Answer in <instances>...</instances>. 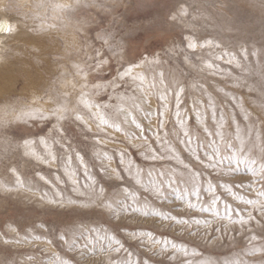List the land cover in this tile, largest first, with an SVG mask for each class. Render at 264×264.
<instances>
[{"label":"rangeland","instance_id":"1","mask_svg":"<svg viewBox=\"0 0 264 264\" xmlns=\"http://www.w3.org/2000/svg\"><path fill=\"white\" fill-rule=\"evenodd\" d=\"M180 4L188 7L189 14L183 17L182 20L171 21L169 19L170 14L174 13ZM19 8L15 6L14 11L18 15L23 16L25 12H23V8ZM50 10L49 8L48 11L50 12ZM60 10H62L61 12L64 15L61 14L59 18L52 21L47 19V22H49L44 28L40 26L34 27V34L37 35H34L32 40L21 41L22 45L31 44L34 46L31 48L33 50L25 47L26 50L30 49L31 53L27 51V54L23 50L24 56L21 53L22 51L20 53H10L9 50H5L8 60L14 61V59L19 57L27 62L33 60L31 63L33 62L32 67L34 66L35 69L33 67L32 71L23 70L25 72L22 70H8V72L5 71L6 73L1 72L0 74V78H5L0 79V109L3 110H0V264H41V261L44 264H48L49 258L57 252L64 258H75L79 261V264H110V260L116 259L121 255L115 252H98L80 260L78 253L67 252L61 247L49 245L43 240H31V236L45 234L44 229L38 227L42 223L49 228H54L56 225L72 219H75L77 224L83 219L85 225L105 227L110 232L114 231L111 226L104 223V217L92 210H84L80 215H77L69 211L71 206L65 208L57 204L48 203V198L59 200L60 195L65 200L71 198L86 202L90 190L82 187L86 183V179L83 175V169L79 168L77 163L74 162L72 167L76 170L81 187L74 192L72 183L65 175L62 162L60 164L42 162V158L47 154L48 150L41 143V140H46L51 146L53 138L59 139V133L56 130L59 128H67L68 136H77L80 140H84L82 129L90 126L92 132L87 133L89 139L85 142H92L94 135L100 139L110 137L116 143L105 142L100 145L101 150L114 154L120 149L128 148V151L137 162H140L136 150L130 146L128 138L123 133H116L106 127L103 128V131L97 133L95 125L99 121L93 122L89 119L95 109L90 112L81 102L82 91L87 92L88 95L85 96V99H91L99 104L111 105L109 109L101 110L106 116L116 119L117 122L123 120V114L116 113L115 110L118 101L116 99L108 100V94L112 92V89L109 88L107 91L100 90L98 94H93L92 85L107 84L116 77L118 70L123 71L129 64H143V67L134 69V74H142L146 78L145 87L153 77L158 80L161 72L168 76L171 72H176L178 69L182 70L185 74L182 78L186 80V87L181 97V111L182 115L186 114V126L193 136H198L201 140L206 139V134L203 131L205 126L213 133L217 130L223 131L225 134L224 143L220 142L219 137H215L217 146L220 147L223 154H231L230 150L226 148V144L231 142L234 145L233 150L236 151L240 158L251 154L253 158L259 159L260 140L256 141V148L251 149L246 135L244 136L245 150L243 153L239 152L240 142L235 139V125L231 122L233 114H235L242 130L245 129L247 124H252L254 127L253 137L255 138L257 132H259L261 137L264 138V106L260 102L261 91L264 90V55H251L254 48L257 51L264 48V0H70L66 1L65 7ZM101 28L108 29L115 36L114 44H119V47H115L114 51H110L107 46L102 47L101 42L96 39ZM183 36L192 37L198 44L203 43L205 40L213 41V45L210 47H197L194 52L186 50L192 56L193 62L200 65L203 69L202 71L198 72L185 65L183 56L169 59L165 55V50L171 49L173 42L178 48H185L187 42L185 41L184 44H181ZM216 44H219L220 48H216ZM241 44L249 52L248 60H244L240 48ZM96 50L100 51L102 58L107 63L102 65L99 70L89 71L87 80H85L78 73L77 65L85 69L91 68L100 59V57L96 56ZM222 51L234 53L241 65L246 66L245 70L236 67L235 61L229 64L227 62L228 56H225L222 60H216L215 57L221 55ZM34 52L35 54H33ZM157 54H159V59L161 60L159 65L155 63L144 64L145 57L151 62L154 58H157ZM201 61L218 65L222 71L213 75L212 73L217 72V69L204 67ZM61 67H64V70H61ZM27 71H30V76L33 75L30 78L31 82L28 88L34 86L31 89L29 88L30 90H23L28 95L22 91L23 86L26 84ZM34 71L40 72L39 75L42 74V76H39L36 72V74L33 73ZM22 73H25L24 78L21 75ZM63 74L66 77L62 76ZM229 74L232 77H239L243 86L236 87L235 81L230 78ZM7 77L10 80L12 78V84L6 79ZM33 77H36V79ZM13 78L16 80H13ZM41 81L44 82L41 83ZM50 83H53V85H50ZM85 83L89 85L87 89H83ZM128 83L131 85L130 79ZM2 84L7 85L5 87ZM195 85H203L207 92L211 94L217 108L216 124L211 119V109L207 107L208 95L202 93L200 88ZM50 87H53V101L51 100L48 105L45 103L40 106L35 103V100L31 99L32 97H37L44 101L49 89H51ZM132 87H135V85H132ZM132 87L128 88L129 95L132 94ZM250 88L253 90L250 91ZM31 90L33 94L29 92ZM4 91H11L12 93H5ZM118 91L123 93L125 89L122 87ZM40 92L42 95H40ZM225 93L228 95H225ZM232 96H235L236 100H233ZM164 103L168 105V110L165 111L163 117L165 130H170L176 119V101L174 97H169ZM194 104L196 111L205 114L203 123H197L196 121V111H193ZM14 105L19 110L22 107L21 112H16L17 109L13 108ZM59 106L66 107L68 112L65 119L57 124V121L51 117L50 110ZM124 107L127 108L128 104L125 103ZM144 107L154 113L157 112V98L155 96L150 97L149 103L144 105ZM241 107L250 114L248 121L243 119ZM29 110L42 111L49 115V119H41L39 116L30 118L26 115H21L22 111L27 112ZM160 110L163 109L161 108ZM221 110H223L226 122L222 128H219ZM76 114L83 115L85 121H75ZM137 115L146 128H156L158 124L156 115L151 117V123L142 115ZM125 127L129 133L137 132L138 134V130L135 129L134 125H125ZM149 135L151 134L149 133ZM229 137H231L230 140ZM25 141L29 143L26 145ZM55 147L58 148L59 146L55 145ZM250 149L251 152L249 151ZM182 155L185 157V162L198 167L196 162L188 157L187 153H182ZM116 163H118V156L113 166ZM166 166L168 165L166 164ZM171 166L179 167L175 161L171 162ZM12 169H15L16 172L13 173ZM89 170L99 178L98 167L95 169L90 168ZM37 172L50 182L46 183L40 180L36 175ZM17 175L26 182V185L28 183L35 184L38 190L29 191L27 186L18 188L15 183ZM57 176L60 177L59 181L56 180ZM224 179L236 184L241 181L244 184L253 183L252 189H234V191L245 195L249 199H255L256 190L264 187V182L259 181L258 177H253L246 172L244 165H241L240 173ZM43 193H47L48 197L42 199ZM222 193V199L219 204L221 216L224 214L223 205L225 200L232 204L233 207H247L248 210H251L250 206L239 205L230 195L224 193L223 189H219L217 195ZM171 195L169 193L170 198ZM204 198H207V194H204ZM149 206L155 207L156 210H163L166 213L171 211L173 215H196L202 219H213L211 228L223 225L227 236L223 240L217 241L214 245L206 246L202 239L188 236L183 226L173 225L170 221L161 220L159 217L151 215ZM149 206H145L143 209L149 212L147 216L139 212H129L122 216L120 221L121 228L118 231L119 238L126 242V246L131 245V250L138 255L145 253L150 256L155 264H160L162 261L164 264H180V262L193 259V257H186L179 252L173 253L171 249L160 252L159 245L152 246L159 254L151 256V253H146L145 248L137 246L138 241L129 239L126 232L152 231L157 239H170L178 244L186 243L189 250L198 246V250L204 252V258L209 256L220 260H235L239 258L249 262L259 261L264 258L260 254L255 256L244 255V250L248 247L246 236L249 234L245 232L241 235L239 225H230L226 220L215 219L209 213L192 212L187 209L186 205H180L178 202L164 203L161 206L158 201L153 202L150 200ZM255 215L259 218L258 212ZM252 228L256 235L264 237V229L257 228L255 222H253ZM12 229H15V231H12ZM204 231L205 228L201 226L200 232L203 233ZM213 235L218 234L213 233ZM26 236L28 237L27 240L25 239ZM17 238L22 242H4L5 240H15ZM253 243L259 244L260 241ZM173 254L176 255V261H168L167 258ZM29 256L33 257V259L29 260Z\"/></svg>","mask_w":264,"mask_h":264},{"label":"snow or ice","instance_id":"2","mask_svg":"<svg viewBox=\"0 0 264 264\" xmlns=\"http://www.w3.org/2000/svg\"><path fill=\"white\" fill-rule=\"evenodd\" d=\"M171 11V10H169ZM189 14V9L183 4H180L174 13H171L169 19L171 21L182 20L183 17ZM13 28L9 25L8 21L0 22V33H9ZM96 39L101 42V46H107L110 51H114L115 47L119 44H114L115 36L108 29L101 28L98 32ZM185 48L181 49L175 45L171 49L165 50V55L169 59L178 56H183V63L196 71L203 69L199 64L193 62L192 56L186 51L191 50L194 52L197 47L205 48L213 45L212 40H205L203 43H197L195 39L190 36H183L181 44ZM220 48L219 44L215 45ZM244 60H248L249 52L243 44L240 45ZM252 56L264 55V48L257 51L255 48L251 52ZM96 56L100 57L96 63L88 69L81 68L77 65L78 73L87 80L89 71L99 70L102 65L107 61L101 56L99 50H96ZM228 56V63L231 64L235 61L236 67L245 70L246 66L236 59V55L231 52L222 51L221 55L215 57L216 60H222ZM155 63L159 65L161 60L159 54L153 61H148L147 57L144 58V64ZM204 67L209 69L216 68L218 74L222 70L218 65L211 62L201 61ZM143 67V64H129L123 71H117L116 77L109 81L107 84H94L92 85L93 94H98L100 90L107 91L109 88L112 92L108 94V100L116 99V113L123 114V120L117 122L116 119L109 118L102 112V109H109V104H99L93 102L91 99H85L88 95L87 92L81 94V102L90 110L95 109L89 116V119L96 123L97 133L103 131V128H110L116 133H123L128 138L130 146L136 150L140 162L133 157L128 151V148L120 149L118 152L110 153L106 150H101L100 145L105 142L116 143L110 137L104 139L98 138L96 135L92 137V142L87 141V133L92 132V128L86 127L82 129L84 133V140H80L77 136H68L67 128L56 129L59 133V139L53 138L52 145L50 146L46 140H41L45 148L48 150L47 154L42 158L43 163H57L61 162L64 165L65 175L73 185V191H78L80 180L73 169V163H77L79 168L83 169V175L86 183L82 186L90 190V194L86 202L77 201L75 199L65 200L62 195L60 199L48 198V203L57 204L60 207L69 208L71 213L80 215L84 210H92L96 214L104 217V223L111 226L114 231H109L108 228L98 226H88L83 223V219L77 224L75 219L62 222L54 228H49L45 224H40L38 227L44 229L43 235L31 236V240H43L49 245L61 247L70 253H78L80 260L86 259L90 255H95L98 252H115L119 255L116 259L110 260V264H155L150 256L145 253L136 254L131 250V245L126 246V242L119 238V229L121 228V218L125 214L142 213L149 215V212L144 211L145 206H149V201H158L162 206L164 203H179L186 205L187 209L204 214L209 213L213 218L226 220L230 225H239L240 234L243 235L247 232L246 236L248 247L244 250V255L255 256L260 254L264 257V237L258 236L254 233L252 228L253 222L257 228L264 229V187L256 190V198L249 199L245 195L239 194L234 189L247 188L252 189L253 183L249 182L244 184L241 181L239 184L225 180V177L232 176L240 173L241 165H244L245 171L250 173L253 177H258L259 181L264 182V138L257 132L255 138L253 137L254 127L252 124H247L245 129L242 130L241 125L237 122L235 114L231 116V122L235 125V139L240 142L239 152L243 153L245 150V139L251 145V149L256 148V141L260 140L259 146V159L253 158L251 154L240 158L234 145L231 142L226 144V148L230 150L231 154L225 155L221 152L220 147L217 146L215 137L220 138V142L224 143L225 134L221 130L213 133L207 126L203 128L206 134V139L201 140L198 136H193L186 126V114L182 115L181 111V97L185 92L186 80L182 77L185 76L182 70L169 73H159V79L153 77L145 87L146 78L142 74H134L135 68ZM230 78L235 81L236 87H242L243 84L239 77ZM131 80V85L128 83ZM138 82V83H137ZM135 85V87H132ZM199 87L201 92L208 95L207 107L211 109V119L214 124L217 123V108L212 100L211 94L203 85H195ZM89 85L85 83L83 89H87ZM124 88L125 91L120 93L118 89ZM132 87V94L129 95L128 88ZM252 91L253 89H249ZM222 91V89H220ZM138 93V94H137ZM225 95H228L225 93ZM155 96L158 101V110L153 112L150 109H145L144 105L149 103V98ZM169 97H174L176 101L175 122L170 130H165V122L163 117L165 111L168 110L167 103ZM236 100L235 96H232ZM260 102L264 106V90L261 91ZM127 103L128 107L125 108L124 104ZM163 110H160V109ZM193 111H196L195 104ZM68 109L64 106L56 107L50 110V115L57 121L64 120ZM243 112V119L249 120L250 114L241 107ZM142 115L151 123V117L157 116L158 124L155 129L145 127L138 119V115ZM22 116L26 115L30 118L39 116L41 119L48 120L49 115L42 111L29 110L22 112ZM205 114L196 111L197 123H203ZM75 121H85L83 115L76 114ZM225 116L223 110L219 115V128H222L225 123ZM86 123V122H85ZM125 125H134L137 132L129 133ZM55 127V126H54ZM149 133L151 135H149ZM231 137H229V140ZM29 142L25 141L27 145ZM55 145L59 147L56 148ZM75 145V147H74ZM251 149L249 150L251 152ZM182 153H187L191 160L195 161L198 167H194L191 163L185 162V157ZM118 156V163L113 166L116 157ZM87 158V159H86ZM179 167L171 166V162ZM107 162V163H105ZM166 164L168 166H166ZM99 168V178L94 175L89 169ZM13 173L16 172L12 169ZM40 180L49 183L45 177L39 172L36 173ZM56 180L59 181L60 177L57 176ZM215 181V183H214ZM223 181V182H221ZM16 186L25 187L29 191L38 190L37 186L33 183H28L16 176ZM206 184V186H205ZM219 189H223L224 193L230 195L232 199L238 202L239 205L250 206L248 208H241L239 206L233 207L228 201H224V214L220 215L219 204L222 195H217ZM171 193V198L169 197ZM207 194V198H204ZM48 197L47 193H43L41 198ZM151 215L159 217L161 220L170 221L173 225L183 226L184 231L190 237H196L203 240L206 246L214 245L217 241L223 240L227 236L223 225H217L211 228L213 219L200 218L196 215H173L171 211L165 212L163 210H156L155 207L149 206ZM259 213V218L255 213ZM203 226L205 231L200 232V227ZM211 229V230H209ZM15 231V229H12ZM235 231V229H233ZM217 233L218 235H213ZM129 239L138 241V247L145 248L146 253H151V256L159 254L152 246L159 245L160 252L172 250L173 253H183L186 257L191 256L193 259H187L180 262V264H264V258L259 261L249 262L247 260H220L213 259L211 256L204 258V252L198 250V246L191 248L186 243H176L170 239H157L152 231L138 230L126 232ZM27 240L28 237L26 236ZM234 239V237H232ZM260 241L259 244H254L255 241ZM5 243H21L20 239L5 240ZM143 257V258H142ZM29 260L33 257L29 256ZM168 261H176V255L169 256ZM41 264H44L41 261ZM48 264H79L75 258H64L59 252L54 253L48 260ZM164 264V262H160Z\"/></svg>","mask_w":264,"mask_h":264},{"label":"bare ground","instance_id":"3","mask_svg":"<svg viewBox=\"0 0 264 264\" xmlns=\"http://www.w3.org/2000/svg\"><path fill=\"white\" fill-rule=\"evenodd\" d=\"M66 1H70V0H0V22H3V21H8L9 25L13 28V31L9 32V33H0V74L1 72H5L8 70H33L32 68V64L33 62L31 63V61L27 62V61H24V59H21L19 56V58L17 59H14V61H10L8 60V56L6 58V54H5V50H9L10 53L14 52V53H23L25 50V52L28 54L27 51H29L32 47H34L33 45L31 44H23L21 43L22 40H32V38L34 37V35H37V34H34V27H37V26H40V27H43L45 25L48 24L47 22V19H51L52 20H56L57 18L60 17V15L62 14V10H60L62 7H65L66 5ZM15 6L16 7H20L19 9H22L24 10L23 12H25V14L23 16H20L17 14V12L14 11L15 9ZM68 7V6H67ZM49 8L51 9L50 12L48 11ZM15 12V13H14ZM64 15V14H62ZM62 18H65V17H62ZM65 20V19H64ZM44 31V30H43ZM30 48L29 50L26 48ZM33 50V49H31ZM30 52V51H29ZM33 52V51H32ZM8 53V52H6ZM31 53V52H30ZM24 56H25V53H23ZM35 54V52L33 53ZM9 55V54H8ZM13 56V55H11ZM22 56V55H21ZM30 57V56H29ZM32 57V56H31ZM37 57V56H36ZM16 58V57H15ZM26 58V57H25ZM33 58V57H32ZM28 60V59H27ZM64 60V59H63ZM62 68V67H61ZM64 68V67H63ZM61 69V70H64V69ZM35 69V67H34ZM57 69V68H56ZM59 69V68H58ZM66 70V69H65ZM25 72V71H23ZM36 71H34L33 73H35ZM6 73V72H5ZM4 73V74H5ZM38 73V72H36ZM35 73V74H36ZM61 73V72H60ZM59 73V74H60ZM63 73V72H62ZM11 74V72H10ZM25 74V73H24ZM24 74L22 73L21 75H23V78H24ZM40 74V72L38 73V75ZM38 75H35V76H38ZM2 76V75H1ZM5 76V75H4ZM9 76V75H8ZM12 76V75H11ZM33 76V75H32ZM30 76V71H27L26 72V84L23 86V90H28V86L30 84V78L32 77ZM39 76H42L39 75ZM62 76H65L64 74ZM10 77V76H9ZM13 77V76H12ZM66 77V76H65ZM2 78V77H1ZM0 78V79H1ZM4 78V77H3ZM2 78V79H3ZM34 78V77H33ZM38 78V77H37ZM64 78V77H63ZM5 79V78H4ZM8 79V77L6 78ZM36 79V77L34 78ZM40 79V77H39ZM38 79V81H40ZM42 79V78H41ZM11 84H12V78L11 80L8 79ZM7 80V81H8ZM13 80H16L13 78ZM25 80V79H24ZM45 80V79H44ZM3 81V80H2ZM6 81V80H5ZM8 81V82H9ZM4 82V81H3ZM14 82V81H13ZM44 81H41V83H43ZM5 84V83H4ZM2 84V85H4ZM9 84V83H8ZM33 84V82H32ZM31 84V85H32ZM53 85V83H50V85ZM7 85V84H6ZM6 85H4L6 87ZM35 85V83H34ZM36 85H38L36 83ZM9 86V85H8ZM17 86V85H16ZM10 87V86H9ZM8 87V88H9ZM34 87V86H33ZM31 86V88H33ZM38 87V86H37ZM37 87H36V90H37ZM43 87V85H42ZM13 88V87H11ZM10 88V89H11ZM19 88V87H18ZM21 88V87H20ZM30 88V89H31ZM46 88V86H45ZM51 88V87H50ZM2 89V87H1ZM15 89V88H14ZM29 89V90H30ZM47 89V88H46ZM5 90V88H4ZM7 90V89H6ZM21 90V89H19ZM35 90V89H33ZM35 90V91H36ZM42 90V89H41ZM44 90V88H43ZM2 91V90H1ZM21 91V92H22ZM39 92V89L37 90ZM46 91V90H45ZM52 91H53V87L51 89H49V92L47 93L46 95V98L44 101H41L39 98L37 97H32L31 99L35 100V103L39 104L40 106L44 105L45 103L48 105V103L51 102L52 100ZM5 92V91H4ZM8 92V91H6ZM5 92V93H6ZM11 92V91H10ZM8 92V93H10ZM20 92V93H21ZM32 93V90L29 91ZM3 93V92H2ZM12 93V92H11ZM24 93V91H23ZM22 93V94H23ZM37 93V92H36ZM41 93V92H40ZM4 94V93H3ZM2 94V95H3ZM17 94V93H16ZM26 94V93H24ZM33 94V93H32ZM31 94V95H32ZM38 94V93H37ZM28 95V94H26ZM42 95V93L40 94ZM10 96V95H9ZM12 96V95H11ZM25 96V95H23ZM34 96V95H33ZM17 97H20V96H17ZM22 97V96H21ZM30 97V96H29ZM39 97V96H38ZM16 98V97H15ZM55 98V97H54ZM53 98V99H54ZM64 98V97H63ZM2 99V98H1ZM4 99V98H3ZM6 100V99H5ZM9 100V99H8ZM7 100V101H8ZM26 100V99H25ZM29 100V99H27ZM62 100V99H61ZM60 100V101H61ZM65 100V99H64ZM4 101V100H3ZM53 101V100H52ZM57 101V100H55ZM63 101V100H62ZM6 102V101H4ZM11 102V101H10ZM16 102V101H15ZM25 102V101H24ZM3 104V102H1ZM8 103V102H6ZM5 103V104H6ZM18 103V102H17ZM29 103V102H28ZM27 103V104H28ZM30 103H31V100H30ZM61 103V102H60ZM9 104V103H8ZM7 104V106H8ZM22 104V103H21ZM26 104V105H27ZM25 105V103H24ZM63 105V104H62ZM16 105H14L13 108H15ZM23 106V104H22ZM33 106V105H32ZM31 106V107H32ZM19 107V106H18ZM24 107V106H23ZM44 107V106H43ZM11 108V107H10ZM20 108V107H19ZM9 109V107H8ZM17 109V107L15 108ZM21 109L22 107L19 109L16 110V112L20 111L21 112ZM32 109V108H31ZM2 110V109H0ZM24 110V109H23ZM27 110V109H26ZM3 111V110H2ZM8 111V110H7ZM25 111V110H24ZM9 112V111H8ZM16 112H14L16 114ZM23 112V111H22ZM6 113V112H5ZM10 113H11V109H10Z\"/></svg>","mask_w":264,"mask_h":264}]
</instances>
